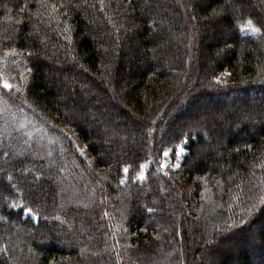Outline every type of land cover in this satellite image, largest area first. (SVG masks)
<instances>
[{"label":"trees","instance_id":"trees-1","mask_svg":"<svg viewBox=\"0 0 264 264\" xmlns=\"http://www.w3.org/2000/svg\"><path fill=\"white\" fill-rule=\"evenodd\" d=\"M0 73V264H264V0H0Z\"/></svg>","mask_w":264,"mask_h":264},{"label":"rangeland","instance_id":"rangeland-1","mask_svg":"<svg viewBox=\"0 0 264 264\" xmlns=\"http://www.w3.org/2000/svg\"><path fill=\"white\" fill-rule=\"evenodd\" d=\"M7 73H5V75L8 76V78H14L17 80L16 77H18L19 74V70L17 66L12 67V69L7 68ZM14 71V72H13ZM2 73V72H1ZM0 73V75H1ZM2 75H4V73H2ZM22 78V77H21ZM9 83V82H8ZM11 85H13L12 83H10ZM4 83L1 84V86L3 87ZM9 89V88H7ZM187 145V141L183 142V144L176 146V147H168L166 150H164L161 154V162H162V168L163 170L168 169L175 172L176 170L179 169V166L183 160V158L185 157L187 150H186V146ZM77 149L79 152H83V148H80V145H76ZM150 163H146L141 167L140 172L137 175V180H139L140 182L144 181L147 177L148 171L150 170ZM9 184H11L12 186H14V184H12L13 179L9 178L8 179ZM182 190L184 191L185 195H187L188 199L192 198V194L195 190V187L192 183H184L181 185ZM0 198H3V195H1L0 193ZM2 200V199H1ZM192 205V204H191ZM12 207H15V205H11ZM16 207L20 208L22 207L21 205H16ZM191 209V207H190ZM25 215L27 217H30L32 219H34L35 221H38V217L33 214L32 212H29L28 210L25 212ZM59 248H61L59 245H56Z\"/></svg>","mask_w":264,"mask_h":264},{"label":"snow or ice","instance_id":"snow-or-ice-1","mask_svg":"<svg viewBox=\"0 0 264 264\" xmlns=\"http://www.w3.org/2000/svg\"><path fill=\"white\" fill-rule=\"evenodd\" d=\"M249 24H251V22H249ZM253 31H259V29H257V28H253ZM4 87H6V88H12L13 86L10 84V83H8L7 81H5L4 82ZM125 171H127V168H125ZM29 212H31V209H29Z\"/></svg>","mask_w":264,"mask_h":264}]
</instances>
